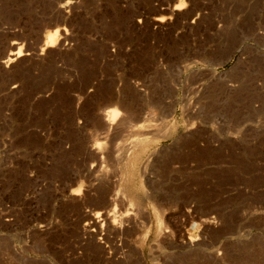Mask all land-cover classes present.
I'll use <instances>...</instances> for the list:
<instances>
[{"label": "rangeland", "instance_id": "rangeland-1", "mask_svg": "<svg viewBox=\"0 0 264 264\" xmlns=\"http://www.w3.org/2000/svg\"><path fill=\"white\" fill-rule=\"evenodd\" d=\"M0 264H264V0H0Z\"/></svg>", "mask_w": 264, "mask_h": 264}, {"label": "bare ground", "instance_id": "bare-ground-1", "mask_svg": "<svg viewBox=\"0 0 264 264\" xmlns=\"http://www.w3.org/2000/svg\"><path fill=\"white\" fill-rule=\"evenodd\" d=\"M51 38V37H50ZM50 41H52V40H50ZM50 44V43H49ZM52 44V43H51ZM19 56V51L15 54V56L14 57H18ZM14 58H9L8 60V62H10L11 60H13ZM118 110V109H117ZM116 110V108L114 109V110H111L108 114L106 113V119H105V125H106V128H107V131H109L110 132V129L111 128H113V127H115L114 125L115 124H117L118 123V120H119V118H120V116L119 115H121V114H119L120 113V111L118 110L117 111ZM123 115V114H122ZM125 116V115H124ZM121 119V118H120ZM123 120V119H122ZM120 121V120H119ZM120 123H121V121H120ZM124 124V123H123ZM122 124V125H123ZM108 132V133H109ZM107 133V134H108ZM143 142V141H142ZM142 147H143V145H141ZM140 149V148H139ZM104 150V149H103Z\"/></svg>", "mask_w": 264, "mask_h": 264}]
</instances>
